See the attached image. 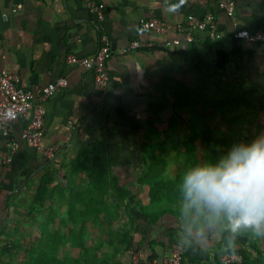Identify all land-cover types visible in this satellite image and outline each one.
Segmentation results:
<instances>
[{"label": "crops", "instance_id": "1", "mask_svg": "<svg viewBox=\"0 0 264 264\" xmlns=\"http://www.w3.org/2000/svg\"><path fill=\"white\" fill-rule=\"evenodd\" d=\"M88 1L0 0V71L16 73L35 98L36 88L67 79L44 101L41 145L53 148V158L21 139L30 114L0 130V158L15 144L11 161H0V264H21L30 249L34 258L58 257L59 246L71 251L76 242L108 264H132L131 249L148 258L171 248L192 264H213L225 251L223 236L206 249L185 244L178 182L198 160L215 161L264 133V44L241 40L240 54L216 68V52L231 51L234 32L264 30V0H235L233 16L215 0H93L104 5L102 20ZM207 12L218 38L202 29L187 41L140 26L141 19L182 23ZM100 33L112 50L104 87L65 61L68 53L93 55ZM175 36L180 45H162ZM133 39L158 45L122 53ZM156 160L162 184L148 171ZM239 248L264 259V239L244 234Z\"/></svg>", "mask_w": 264, "mask_h": 264}, {"label": "clouds", "instance_id": "2", "mask_svg": "<svg viewBox=\"0 0 264 264\" xmlns=\"http://www.w3.org/2000/svg\"><path fill=\"white\" fill-rule=\"evenodd\" d=\"M178 192L187 246L206 249L220 234L224 250L234 254L242 235L264 239V133L187 167Z\"/></svg>", "mask_w": 264, "mask_h": 264}, {"label": "built area", "instance_id": "3", "mask_svg": "<svg viewBox=\"0 0 264 264\" xmlns=\"http://www.w3.org/2000/svg\"><path fill=\"white\" fill-rule=\"evenodd\" d=\"M206 2V0H199ZM217 7L223 10L228 16H233L236 1L235 0H215ZM87 6L95 12L98 20L104 17V5L102 3L89 0ZM20 5L15 10L20 9ZM140 26L143 30L153 32L160 36L168 33L182 35L187 41L192 40L194 30L207 29L211 38H218V27L213 13L207 12L203 18L194 15H188L184 22H170L161 18H146L140 20ZM233 37L242 41L264 44V30H250L242 28L234 32ZM181 40L175 36L172 39H166L162 45L164 47L178 46ZM158 45L157 42L143 41L139 39L131 40L128 45L121 50L122 53H128L133 50L148 48ZM112 54L111 42L106 33H100L97 39V48L91 56H79L75 53H68L65 61L67 64L76 65L91 71L93 83L96 86L104 87L109 74L106 69V62ZM19 77L16 73L9 70L0 71V130H5L11 122L30 114L27 126L21 132V139L26 143L41 148L42 153L48 159L54 157V150L51 146H42V136L44 128V101L55 91L64 88L67 85V79L63 76L56 78L43 87L36 88L37 97H34L32 91L23 90L18 86ZM10 153L0 158L2 163H9L15 150V144H11ZM132 264H189L183 260L182 253L178 248H171L166 255L160 257L142 258L135 249L129 251ZM223 264H240L243 260L241 253L224 252L219 257Z\"/></svg>", "mask_w": 264, "mask_h": 264}, {"label": "trees", "instance_id": "4", "mask_svg": "<svg viewBox=\"0 0 264 264\" xmlns=\"http://www.w3.org/2000/svg\"><path fill=\"white\" fill-rule=\"evenodd\" d=\"M240 41L241 40L236 39V38L233 39L232 49L229 53L223 50H218L216 52V68L217 69H223L226 63L228 62L229 57L231 56L236 57L240 54V51H241ZM142 150L145 154L149 156H158L160 158V153L156 152V149L146 150V147L143 146ZM148 171L151 174L150 177L153 181H156L160 184L163 183V177H162L163 165L160 160L159 162L158 160H156L153 164H151ZM45 189L46 188L43 187V192L46 191ZM74 248H77L75 251L78 254L72 256L71 264H108L109 263L107 260H104V259L97 260L99 258H97L95 253L89 247H87L86 244L84 243L76 242ZM250 249L257 251V249L252 244L250 245ZM224 252H228V251H224ZM236 252L241 253L243 256V260L240 264H264V259L260 258L259 256L253 257L252 252L248 250L239 248L236 250ZM220 255L214 259L213 264H223L219 259ZM157 257H160V256H157ZM182 258L183 260L189 262V264H192V261L190 262L189 260H187L184 257L183 253H182ZM32 261H36L37 263H44V264H62L57 257H54V256L50 257L49 253H43L41 258H33Z\"/></svg>", "mask_w": 264, "mask_h": 264}, {"label": "rangeland", "instance_id": "5", "mask_svg": "<svg viewBox=\"0 0 264 264\" xmlns=\"http://www.w3.org/2000/svg\"><path fill=\"white\" fill-rule=\"evenodd\" d=\"M159 150H160V148H159ZM74 247H75V243L73 244V250L67 251L66 246L62 245L61 248L59 246V250L57 251V256H58L57 258L59 259V261L62 264H71L72 256L78 254L75 251L77 248H74ZM48 248H49V244L47 245V249ZM30 250H31L30 253L27 255L26 259L21 264H44V263H37L36 261H32V259L34 258V255H33V250L32 249H30ZM97 260H100V258Z\"/></svg>", "mask_w": 264, "mask_h": 264}]
</instances>
